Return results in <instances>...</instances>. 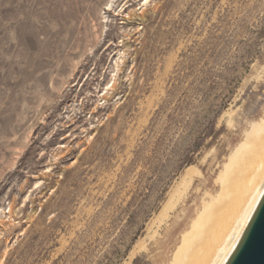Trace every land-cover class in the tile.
I'll use <instances>...</instances> for the list:
<instances>
[{
	"label": "rangeland",
	"instance_id": "374dc122",
	"mask_svg": "<svg viewBox=\"0 0 264 264\" xmlns=\"http://www.w3.org/2000/svg\"><path fill=\"white\" fill-rule=\"evenodd\" d=\"M108 1L0 0V207L13 218L0 264H163L264 112V0ZM190 164L201 175L155 227Z\"/></svg>",
	"mask_w": 264,
	"mask_h": 264
},
{
	"label": "bare ground",
	"instance_id": "6f19581e",
	"mask_svg": "<svg viewBox=\"0 0 264 264\" xmlns=\"http://www.w3.org/2000/svg\"><path fill=\"white\" fill-rule=\"evenodd\" d=\"M116 2V0H109L106 3V11H113V6ZM146 2L147 0L142 6ZM121 9L118 13L114 12L113 16L125 14L124 17H121L123 25L119 27L121 34L119 37L120 41L119 44L115 45L116 48L120 46L122 48L116 50V58L113 65H111L112 75L103 89L104 93L101 95V100L104 101L115 90L117 75L125 63L126 49L123 48L127 47L126 40L130 39V33L126 24L134 18L136 13V10L133 8H129L127 11L125 9L121 11ZM140 16H143L142 11ZM109 21L111 23L113 20L107 18V20L102 21L105 25L101 24L99 31L94 32L92 36L93 44L89 48L91 52L101 43L104 26ZM112 44L113 42L107 48ZM92 93L87 92V95L92 96ZM82 103L83 99L80 104ZM97 105L94 106V110L97 109ZM222 161L214 176V183L217 186L212 190L202 191L199 204L195 207L193 216L185 229L180 232L174 248L163 264H224L264 192V112L259 118L247 123V126L241 133V139L223 156ZM47 169H49V166ZM200 175L201 171L195 164H190L184 169L177 185L170 193L171 195L169 194V199L163 204L164 206L158 213V218L156 219L158 222L155 227H160L163 223L165 225L169 224L170 210H174L175 203L181 196L187 193L189 188L193 186L195 178ZM8 214V221L0 219V226L5 223L8 224L12 220L11 208ZM158 230L152 231V238L158 234ZM139 242L143 243L142 241ZM137 244L135 245L136 247L138 246ZM5 253L6 248L3 249L0 255V263Z\"/></svg>",
	"mask_w": 264,
	"mask_h": 264
},
{
	"label": "water",
	"instance_id": "95a60500",
	"mask_svg": "<svg viewBox=\"0 0 264 264\" xmlns=\"http://www.w3.org/2000/svg\"><path fill=\"white\" fill-rule=\"evenodd\" d=\"M224 264H264V192Z\"/></svg>",
	"mask_w": 264,
	"mask_h": 264
},
{
	"label": "built area",
	"instance_id": "2783aa9c",
	"mask_svg": "<svg viewBox=\"0 0 264 264\" xmlns=\"http://www.w3.org/2000/svg\"><path fill=\"white\" fill-rule=\"evenodd\" d=\"M9 210H10V204L0 207V219L5 220L7 222L9 219V214H8ZM0 232H2L1 234H3V231L1 229Z\"/></svg>",
	"mask_w": 264,
	"mask_h": 264
}]
</instances>
